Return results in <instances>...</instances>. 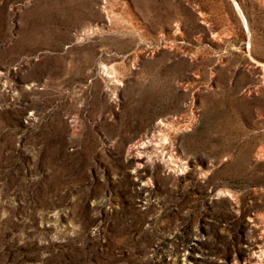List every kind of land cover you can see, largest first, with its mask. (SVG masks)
Returning <instances> with one entry per match:
<instances>
[{
	"label": "rangeland",
	"instance_id": "1",
	"mask_svg": "<svg viewBox=\"0 0 264 264\" xmlns=\"http://www.w3.org/2000/svg\"><path fill=\"white\" fill-rule=\"evenodd\" d=\"M0 264H264V0H0Z\"/></svg>",
	"mask_w": 264,
	"mask_h": 264
}]
</instances>
